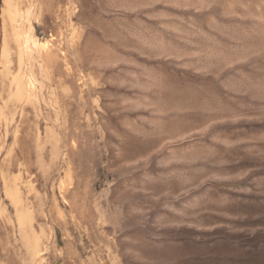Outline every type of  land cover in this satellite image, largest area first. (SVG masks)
<instances>
[{"label":"rangeland","instance_id":"rangeland-1","mask_svg":"<svg viewBox=\"0 0 264 264\" xmlns=\"http://www.w3.org/2000/svg\"><path fill=\"white\" fill-rule=\"evenodd\" d=\"M0 264H264V0H0Z\"/></svg>","mask_w":264,"mask_h":264},{"label":"bare ground","instance_id":"bare-ground-1","mask_svg":"<svg viewBox=\"0 0 264 264\" xmlns=\"http://www.w3.org/2000/svg\"><path fill=\"white\" fill-rule=\"evenodd\" d=\"M27 49V48H26Z\"/></svg>","mask_w":264,"mask_h":264}]
</instances>
